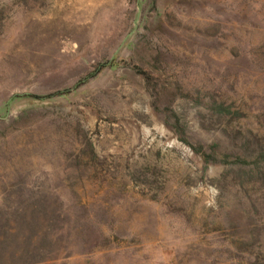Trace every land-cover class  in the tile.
<instances>
[{"label": "rangeland", "instance_id": "rangeland-1", "mask_svg": "<svg viewBox=\"0 0 264 264\" xmlns=\"http://www.w3.org/2000/svg\"><path fill=\"white\" fill-rule=\"evenodd\" d=\"M0 264H264V0H0Z\"/></svg>", "mask_w": 264, "mask_h": 264}, {"label": "trees", "instance_id": "trees-1", "mask_svg": "<svg viewBox=\"0 0 264 264\" xmlns=\"http://www.w3.org/2000/svg\"><path fill=\"white\" fill-rule=\"evenodd\" d=\"M204 153V156L206 157V159H208V157H209V154L208 153H206V152H203ZM234 162H237V163H243V164H245V163H249V161H248V159H247V157L245 156V157H239L236 161H234ZM254 167L253 166H251L250 167V169H253Z\"/></svg>", "mask_w": 264, "mask_h": 264}]
</instances>
